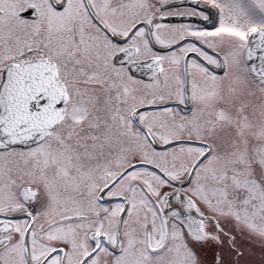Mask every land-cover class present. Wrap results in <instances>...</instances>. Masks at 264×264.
<instances>
[{
	"label": "snow or ice",
	"instance_id": "obj_1",
	"mask_svg": "<svg viewBox=\"0 0 264 264\" xmlns=\"http://www.w3.org/2000/svg\"><path fill=\"white\" fill-rule=\"evenodd\" d=\"M0 264H264V0H0Z\"/></svg>",
	"mask_w": 264,
	"mask_h": 264
}]
</instances>
